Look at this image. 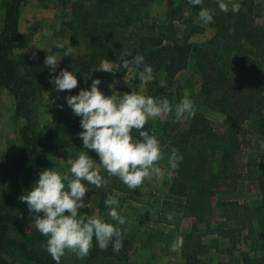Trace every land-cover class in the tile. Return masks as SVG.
I'll return each mask as SVG.
<instances>
[{
	"label": "trees",
	"instance_id": "trees-1",
	"mask_svg": "<svg viewBox=\"0 0 264 264\" xmlns=\"http://www.w3.org/2000/svg\"><path fill=\"white\" fill-rule=\"evenodd\" d=\"M26 1L29 0H8L3 5L6 17L0 40V86L6 88L15 99V121L24 120L25 125L18 133L23 147L12 155L14 159L8 165L10 170L3 184L0 264H9V260H16L20 264H56L43 246L46 237L35 227L26 232L25 227L18 224L16 237L11 238L13 228L10 226L18 219V208L22 203L19 197L31 189L41 171L48 169L47 158L52 150L66 148L74 159L80 150L86 149H83V143L78 138V133L82 131L80 121L74 125L44 126L41 129L43 137L34 126L31 103L40 86L43 87L46 78H49L51 69L45 66V59L36 60L31 62L32 71L23 78L19 73L22 62L11 57L22 40L19 34V9ZM183 2L191 7L196 16L202 7L215 10L214 22L206 24L207 27L188 24L182 16L176 19L186 27L183 33L189 30L190 36L211 30L212 36L205 42L194 45L188 39L177 37L175 20L165 26L147 20V0H74L73 10L62 33L81 38L88 51L63 58L56 74L61 69L79 70L76 76L81 79L92 74L102 58H107L116 62L117 75L124 77L127 70L119 66L118 59L123 51L131 54L127 58L143 54L145 62L152 66L153 74H163L169 79L187 69L190 61L195 62L202 77L200 95L203 104L224 118L226 129L217 132L207 115L196 112L187 130L166 131L165 127L163 134L151 131L160 140L162 149L169 146L173 150L178 149L183 156L179 167L172 169L168 189L171 199L163 202L158 222L175 226L181 219L192 217L195 223L190 233L193 234L199 230V224L211 223L214 206L219 204H214L217 190L248 180L245 169L251 163L245 159L248 149H255L253 139L264 144V23H257L260 15L252 0L239 1L241 9L238 14L220 11L216 0H203L202 5L195 7L188 0ZM173 14H177L176 10ZM145 128L151 130L148 123ZM89 155L98 162L94 150H90ZM260 155L261 163L253 164L261 168L255 184L264 195V149ZM88 187L86 200L91 207L83 211L89 215L90 211L97 209L104 216V201L115 194L128 195L131 201L141 205L153 199L152 193L129 189L117 177H112L107 187ZM178 198H183L184 202H178ZM229 204L239 206L234 202ZM169 213L173 215L172 220L167 219ZM250 230L257 243L249 254L255 255L245 254L242 264H264V205L256 207ZM122 239L123 248L119 253H113L111 247L100 250L94 241L86 256L87 261L99 256L121 257L130 244L128 239ZM187 250V245H184L181 249L183 258L187 264H195L194 259L199 251L189 254ZM60 264H64L62 259Z\"/></svg>",
	"mask_w": 264,
	"mask_h": 264
},
{
	"label": "rangeland",
	"instance_id": "rangeland-1",
	"mask_svg": "<svg viewBox=\"0 0 264 264\" xmlns=\"http://www.w3.org/2000/svg\"><path fill=\"white\" fill-rule=\"evenodd\" d=\"M38 1L41 6H44L50 12L53 20L48 17L46 23L50 25L53 22L54 31H45L42 28L39 35L41 46H38L39 40L34 42L36 43L34 46L29 45L34 36L27 34L25 35L26 37H22L19 46L13 50L11 57L22 62V65L19 66V73L23 78L26 77L30 70L32 71L31 62L42 61L47 54H56L62 60L65 58L63 57L64 52L70 47H72V51L68 57L88 51L86 43L81 38L62 33V28L66 25L73 10L72 2L74 0ZM239 1L242 2L243 0ZM252 2L260 15L257 23L261 25L264 23V18L262 17L264 16V0H252ZM147 3L145 8L146 19L158 26L168 25L175 20L177 37L188 39L189 43L195 45L205 42L212 36L211 30L208 29L204 34H194L192 36H190L189 30H187L188 33H183L186 31V27L181 23V20H176L181 16L187 19L188 24L206 26L183 0H147ZM175 10L177 12L176 15L173 14ZM42 40L45 41L42 42ZM53 40L55 41L53 42ZM139 73L134 71L127 73L124 77H120L117 75L115 67L114 73L95 70L92 74L78 79L76 89L59 93L54 90V85L49 83V78H46L44 86H40V90L37 91L34 97V102L31 103L33 123L37 131H39L40 137H43L41 129L44 126L74 125L80 121V117L75 116L67 105L65 97L78 94L82 88H90L94 79L102 81L100 88L109 96L113 94V89L109 88V85L112 84L114 85V91L119 92L121 96L124 93L137 91L143 95L168 99L173 106V111L163 119L155 118L150 120L148 124L151 127V131L163 134L165 127L166 131L167 129L168 131L171 129L187 130L196 112H202L207 115L217 132L226 129L224 118L213 113L207 104H203V99L200 95L202 77L197 71L193 60L189 62L187 69L181 71L173 79H169L163 74H153L156 77V81L141 85ZM161 80L164 83L163 87H160L158 83ZM185 94L194 101V110L192 114L186 115L185 118L178 121L175 118V105L179 103ZM9 95L13 98L14 106L16 107L14 97L10 93ZM1 100L5 101L6 99L2 96ZM53 101L55 102L53 103ZM59 105H63V108L61 109ZM8 108V106H5V108L0 109V116H2V123L0 124V201L4 194L3 184L10 170L9 166L14 159L12 155L20 152L23 147L18 133L25 121H15L14 115H9ZM11 117L12 119H10ZM7 119L9 125H7ZM79 140L82 142L81 139ZM253 140L255 149H248L245 159L247 163L248 161L251 163L245 169L248 180L217 190L214 204L216 202L219 204L214 206L210 224H199V230L191 234L192 225L195 223V219L192 217L181 219L175 226H168L158 222L159 214L163 209V202L171 199L170 195H168V189L173 174L172 169L168 165V157L173 149L166 146L162 149L164 158L158 162L163 170L161 178L159 180L154 177L146 179L137 188L139 192L153 194V199L150 203L141 205L131 201L128 195L115 194L112 198L117 201V204L113 205V207L116 208L120 215L126 217V223L123 225H118L116 221L107 215L108 207H106L104 216L97 209L90 211V215L101 217L106 222L120 228L122 237L128 239L130 243L124 254L119 258L99 256L88 262L86 256L79 257L73 252L66 251L65 255L61 257L62 262L64 264H168L169 262V264H177V259L180 258L181 260L180 249L187 245V252L190 254V252L198 250L199 254L197 256L201 257V259L205 257L204 261L206 264H242L244 255L249 254L257 243V239L251 235L250 230V226L253 225L255 209L264 205V195L255 184L261 173V168L253 164L261 163L260 153L264 149V144L257 141L256 138ZM69 159H73V155L68 149L55 148L47 158L48 169L55 167L61 172L69 171ZM177 201L184 202V199L178 198ZM231 202L237 203L239 206H232V204H229ZM94 205L95 202L93 201L92 206ZM17 216L16 223L13 222L12 226H10V228H13L11 238L16 237L15 229L18 224L25 227L26 232L35 227L34 225L30 227L31 217L25 203H21L19 206ZM218 231H221V233ZM178 237H183V244L173 251L172 244ZM249 255L253 256L255 254ZM175 258L174 263L173 260ZM9 264H20V262L9 260Z\"/></svg>",
	"mask_w": 264,
	"mask_h": 264
},
{
	"label": "clouds",
	"instance_id": "clouds-1",
	"mask_svg": "<svg viewBox=\"0 0 264 264\" xmlns=\"http://www.w3.org/2000/svg\"><path fill=\"white\" fill-rule=\"evenodd\" d=\"M188 3L195 7L202 5L203 0H188ZM216 3L224 13L231 11L238 14L241 9L239 0H216ZM214 16V9L202 7L198 12L199 20L205 24H212ZM71 51L72 47L64 52L63 57L70 56ZM130 56V53L123 51L118 58L119 66L127 73L142 69L139 73L141 85L156 81L154 70L145 62L143 54L127 58ZM60 61L56 54L46 55L44 64L51 69L49 83L58 93L76 89V73L79 70L61 69L56 74ZM115 64L110 59L102 58L96 71L114 73ZM101 83L100 79H94L90 88H82L78 94L65 97L73 114L80 117L82 131L78 133V138L86 150H80L76 158L68 160L69 171L61 172L55 167L41 171L31 189L19 197L27 205L30 227L34 225L46 237L43 246L56 264H60L66 251L79 257L87 256L94 241L100 250L111 247L113 253H119L123 248L119 227L83 211L91 207L86 200L88 185L107 187L110 179L117 177L129 189H136L146 179L154 177L159 180L163 175L158 163L164 158L161 142L145 126L150 120L163 119L173 111L169 100L137 91L121 96L114 91L112 84L109 88L113 89V94L109 96L101 90ZM158 83L160 87L164 86L162 80ZM59 107L62 109L63 105ZM174 110L175 118L179 121L192 114L194 101L185 94ZM90 150H94L98 162L89 155ZM182 160L179 150L174 149L168 157V165L176 169ZM104 203L109 208L107 215L112 220L118 225L126 223V217L113 207L117 204L115 199L109 196ZM167 219L172 220L173 215L169 213ZM182 244L183 237H178L172 244V250H177Z\"/></svg>",
	"mask_w": 264,
	"mask_h": 264
},
{
	"label": "crops",
	"instance_id": "crops-1",
	"mask_svg": "<svg viewBox=\"0 0 264 264\" xmlns=\"http://www.w3.org/2000/svg\"><path fill=\"white\" fill-rule=\"evenodd\" d=\"M8 0H0V40L4 33L5 29V17H6V10L4 8V3ZM44 6H41V3L39 1L35 0H29L21 4V7L19 9V34L21 37H26L27 34H32L33 40L30 42L29 45L34 46L37 40H39L40 31L42 28L48 31H54V24L53 22L50 25H47L46 19L50 17L49 19H52V16L50 12L46 10ZM53 26V27H52ZM32 38V37H31ZM45 40H42L44 42ZM55 40H53L54 42ZM41 41L39 40L38 46H41ZM2 96L6 99L5 101H2ZM5 106H8L9 108V115L12 116L15 113V106H14V100L9 95L8 90L2 86H0V109L5 108ZM1 115V114H0ZM12 119V117L10 118ZM20 122V121H18ZM2 123V116H0V124ZM7 125L8 119H7ZM1 136V132H0ZM169 250V249H167ZM181 250V249H180ZM207 251V250H206ZM195 257L194 261L195 264H206L204 261L205 257ZM176 258L173 260L175 263ZM202 260V261H201ZM170 263V262H169ZM168 263V264H169ZM177 264H187L185 259L182 256L181 253V260L180 258L177 259ZM208 264V263H207Z\"/></svg>",
	"mask_w": 264,
	"mask_h": 264
}]
</instances>
